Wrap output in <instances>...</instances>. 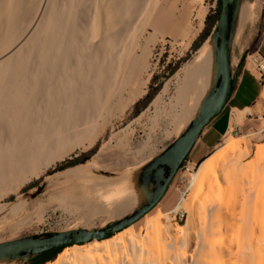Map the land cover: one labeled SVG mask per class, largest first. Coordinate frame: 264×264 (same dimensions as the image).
<instances>
[{
    "label": "bare ground",
    "instance_id": "6f19581e",
    "mask_svg": "<svg viewBox=\"0 0 264 264\" xmlns=\"http://www.w3.org/2000/svg\"><path fill=\"white\" fill-rule=\"evenodd\" d=\"M155 2L0 0L1 197L55 160L86 148L106 120L139 95L140 88L123 101V89L146 69L145 55L153 35L142 37L145 26L179 29L181 34L177 17L185 15L182 8L177 17L164 11L167 8L155 9ZM259 6L258 0H238L233 10L231 71L236 62L232 47L251 39ZM218 69L215 41L206 38L195 58L177 73L175 127L200 112ZM214 155L205 158L191 176V184L198 182L199 191L206 187L213 193L211 199L200 201V206L182 199L173 209L185 204V225L166 226L161 219L168 216L159 212L145 221L144 234L74 243L53 264H230L231 257H236V264H264V200L253 194L252 184L238 181V194L230 200L214 194L216 187H223L222 167L228 179L245 168L240 155L224 162L222 156ZM90 167L78 168L77 174L83 176ZM236 182H231V188L239 187ZM146 197L144 188L132 189L125 177H112L68 184L54 201L63 210H112L121 216ZM5 211L0 207V215ZM18 225L19 221L9 230ZM173 230L179 234H172ZM17 263L15 258L0 257V264Z\"/></svg>",
    "mask_w": 264,
    "mask_h": 264
},
{
    "label": "rangeland",
    "instance_id": "374dc122",
    "mask_svg": "<svg viewBox=\"0 0 264 264\" xmlns=\"http://www.w3.org/2000/svg\"><path fill=\"white\" fill-rule=\"evenodd\" d=\"M156 1L155 9L160 8V6L164 9L167 8L164 11L167 10L171 15H176L175 17L184 12L185 15L181 14L184 17L180 18V15L177 17L181 34L180 32L178 34L179 29L170 28L166 32L165 30H155L151 25L145 26L146 29L142 37L153 35L149 52L147 56L145 55L146 65L144 66L146 69L144 68L145 70L123 89V101L128 98L130 93L140 88L139 95L117 115L109 117L86 148L66 154L41 170L38 175L26 181L18 189L12 188L13 190L8 189V192L4 191L7 193H2L0 207L3 206L6 211L4 215H0V242L23 236L48 235L59 231L101 229L132 214L154 195L157 180L147 179L143 182L141 178L149 164L182 135L188 127L185 124L175 127L172 120L175 110L173 95L177 84V73H182V68L195 58L198 48L206 38L213 39L216 45L218 43L215 37L218 25L216 0ZM258 1L260 6L253 35L258 28L264 6V0ZM140 4L142 5V3ZM142 6H139V8H142ZM181 8L182 12L179 11ZM154 12L152 11V15ZM174 16L171 17L173 20H175ZM232 17L233 12H231L230 17L231 32L233 28ZM210 23L213 24L212 28ZM208 29H210V34L202 38V35ZM128 38L131 41V37ZM250 40L243 44L237 43L232 47L236 61L232 71L240 61H243L242 65H248L257 73L264 71V61L257 54L246 52ZM172 71L174 73L171 74ZM141 82H143L142 85ZM160 84V89H157ZM147 94L152 97L139 104V113L135 114V103ZM260 103L259 111L250 125L229 132L216 148L207 155L196 159H187L178 170L165 195L143 218L103 240H109L113 236L127 238L129 233L144 234L145 221L153 218L159 212L168 216L161 219L164 225H174L175 222H178L179 225H185L187 220L185 204H182L177 211H173V209L182 199L189 204L193 202L196 206H200V201L207 202L211 199L213 193L206 187L199 191L198 182L191 184V176L199 168L200 163L212 154H215L214 156L217 158L222 156L221 162L240 155L242 162L245 164V168L240 171L239 175L230 179L225 176L226 170L225 167H222L219 171V180L223 183V190L216 187L214 194H221L224 198L230 200L233 195L238 194L239 183L243 182V184H252L253 194L264 200V91ZM241 118L242 113L235 112L231 121V129L241 121ZM101 120L100 117L99 121ZM65 160L74 161L75 164L63 170L53 171L56 166L61 165ZM86 165L91 167L84 172L83 176H79L77 169ZM112 177H125L132 189L144 188L147 191V197L141 203L129 206L121 216H117L111 209L108 212H93L94 214L84 208L72 209V211L71 209L63 210L54 201L57 192L67 187L68 184L86 179H109ZM234 181L239 182H236L238 183L236 186L239 185V187L231 188L230 184ZM262 220L264 221V217ZM18 221L17 228L10 231V227ZM196 226L199 228L198 224ZM176 233L179 234V231H172V234ZM166 241L174 244L169 238H166ZM88 242H91V240ZM85 243L87 242L75 244ZM73 245H67L63 250ZM57 256L42 264H53ZM26 258L19 257L15 259L18 261L17 264H22ZM236 261V257H231L230 264H236Z\"/></svg>",
    "mask_w": 264,
    "mask_h": 264
},
{
    "label": "water",
    "instance_id": "95a60500",
    "mask_svg": "<svg viewBox=\"0 0 264 264\" xmlns=\"http://www.w3.org/2000/svg\"><path fill=\"white\" fill-rule=\"evenodd\" d=\"M233 1L223 0L215 32V37L218 40L216 54L219 61L217 83L212 87L201 111L188 125L186 131L147 167L148 174L152 170H156L158 166L161 167L155 171L156 174L162 173V166L167 165L170 167L168 175L162 183L157 185L156 191L151 199L136 209L132 214L101 229H75L53 232L48 235L23 236L2 241L0 242V257H28L54 247H65L74 243H84L93 239L101 240L110 237L143 218L161 200L171 180L199 138L205 125L222 110L231 96L233 74L229 58L231 34L229 5L233 4Z\"/></svg>",
    "mask_w": 264,
    "mask_h": 264
},
{
    "label": "crops",
    "instance_id": "0c3cea01",
    "mask_svg": "<svg viewBox=\"0 0 264 264\" xmlns=\"http://www.w3.org/2000/svg\"><path fill=\"white\" fill-rule=\"evenodd\" d=\"M261 22L263 24L262 38L258 49L253 53L257 54L264 61V16L262 15V12L258 28L254 35L252 34L253 37L251 36L250 44L256 37ZM242 52L244 51L242 50ZM232 74V91L229 100L222 110L205 125L199 138L188 153L186 160L196 159L207 155L216 148L219 142L228 135L229 132H232L235 129H243L250 125L251 121L255 119L260 108V99L264 91V71L257 73L249 68L248 65L245 64L239 67V63H237ZM216 83L217 79L214 85ZM208 95L205 97L203 105L205 104ZM235 112L242 113V118L241 121L231 129V121ZM194 119L195 118L184 122L182 126L184 124L189 125Z\"/></svg>",
    "mask_w": 264,
    "mask_h": 264
},
{
    "label": "trees",
    "instance_id": "16d2710c",
    "mask_svg": "<svg viewBox=\"0 0 264 264\" xmlns=\"http://www.w3.org/2000/svg\"><path fill=\"white\" fill-rule=\"evenodd\" d=\"M262 15L264 16V7L262 9ZM212 23H210V27L212 28ZM210 28V29H211ZM210 29H208L203 35L202 38H205L207 35L210 34ZM262 32H263V24L262 22L259 25V30L258 33L256 35V37L254 38V40L251 42V44L249 45L248 49L246 50L247 53L251 52H255L258 49V46L260 44L261 38H262ZM243 61H240L239 63V67L242 65ZM174 73V71L171 72V74ZM155 78V77H154ZM161 84L158 86L157 89H160ZM152 97L150 96V94H147L145 97L141 98L140 100H138L135 103V114L139 113V104H141L143 101H145L147 98ZM75 164L74 161L71 160H65L64 162H62L61 165L56 166L53 171H59V170H63L71 165ZM64 246H60V247H54L52 249L49 250H45L43 252L34 254V255H30L28 256L25 261L22 264H42L47 262L48 260L54 259L57 255H59L62 250H63Z\"/></svg>",
    "mask_w": 264,
    "mask_h": 264
},
{
    "label": "flooded vegetation",
    "instance_id": "af4514ba",
    "mask_svg": "<svg viewBox=\"0 0 264 264\" xmlns=\"http://www.w3.org/2000/svg\"><path fill=\"white\" fill-rule=\"evenodd\" d=\"M237 1L238 0H234L233 1V4H230L229 6V17H231V12H233V10L235 9V6H236V4H237ZM222 2H223V0H216V4H217V13H218V19H219V13H220V10H221V6H222ZM169 146H171V144L169 145ZM168 146V147H169ZM167 147V148H168ZM166 148V149H167ZM187 156H188V154H187ZM187 156H186V158H187ZM186 158L183 160V162H182V164H181V167H182V165L184 164V162L186 161ZM161 166H158V168L157 169H159ZM163 167V170H162V173L161 174H156L155 173V171L157 170H152L151 171V173H147V169L145 170V173H144V175H143V177L141 178L142 179V181L143 182H145V181H147V179H154V180H157V185L158 184H160V183H162L163 182V180H164V178L168 175V173H169V169H170V167L169 166H167V165H164V166H162ZM180 167V168H181ZM179 168V169H180ZM178 169V170H179ZM178 172V171H177ZM177 172H176V174H177ZM175 174V175H176ZM175 177V176H174ZM174 177H173V179H174ZM173 179L171 180V182L173 181ZM171 182H170V184H171ZM170 184H169V186H170ZM168 186V187H169Z\"/></svg>",
    "mask_w": 264,
    "mask_h": 264
}]
</instances>
